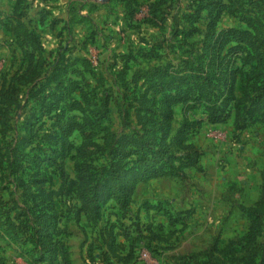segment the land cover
Masks as SVG:
<instances>
[{
    "label": "rangeland",
    "instance_id": "obj_1",
    "mask_svg": "<svg viewBox=\"0 0 264 264\" xmlns=\"http://www.w3.org/2000/svg\"><path fill=\"white\" fill-rule=\"evenodd\" d=\"M49 1L58 9L64 5L67 9L74 8L81 15H86L95 0H67L65 3L61 0ZM84 1L87 7L83 10ZM96 1L100 9L93 12L95 16H88V22L75 25L72 30L65 27L64 36H60L59 42L38 21L32 20V26L42 35L47 48L46 57L51 64L60 44L59 47L67 46L74 55L88 57L97 66L101 76L98 78L97 74L94 75L96 70L86 72L89 85L76 76L81 84L98 93L111 90L113 96H116L123 91V87H128L118 77L121 71L115 65L116 62L119 65L124 63L122 53L130 52L136 56L137 63L130 62L132 71L149 69L158 64H178L181 59L190 56L183 52L186 47L179 48L175 36L180 29L189 27L184 14L191 11L197 0H170L168 6L160 8V11H164L165 22L158 27L145 21L148 14L147 0H139V13L134 25L130 27L124 20L125 4L115 2L107 8L103 4L108 1ZM16 3L17 0H0V21L12 15ZM222 3H230L231 8L222 12L217 32L228 28L248 29L247 23L240 19L247 17L255 20L254 27L264 35V0H201L200 4L206 9L198 22L202 32L206 29L210 9ZM201 31L189 38L195 47L203 38ZM154 53H158L160 58L155 60L141 57L142 54ZM26 64L21 50L12 43L6 28L0 24V90L14 88L9 90L12 94L18 91V96H13L15 101H2L3 107L9 105L10 114L6 126L0 125V217L7 214L15 217L26 212L35 220L34 212L38 210H34L30 200L28 206L23 204L27 196L23 184L27 187L28 199H32L33 192L38 198V191L54 189L60 193L45 200L53 199L55 212L61 218L59 227L64 230L62 238L72 248L74 264H260L264 219L257 243L245 248L242 238L248 231L249 221L240 207L252 205L260 199L261 176L264 172V116H257V120L244 129L235 127V115L227 123L216 127L214 125L217 124L204 123L190 136V140L201 136L203 141V146L195 145L200 151V162L204 161L200 167L185 169L178 176L155 178L153 181L141 182L139 186L138 183L126 207L120 206L115 198L110 197L102 206L100 219L90 223L82 214L81 219L76 221V210L89 202L87 194L91 183H85L87 173L92 169L101 170L102 165L108 168L106 162L111 163L112 157H100L102 149L106 153V146H99L103 145L104 140L89 135V132L83 139V133L75 131L66 145H53L54 116L46 113V109L53 104L52 100H37L36 97L28 99L29 84L19 83L15 78L16 73L26 68ZM77 67L83 68L81 65ZM248 70L247 65L244 71ZM100 77H103V81ZM126 78L130 81L132 72H128ZM236 84V103L242 107L249 103L244 93L248 92L251 83L242 75ZM129 87L133 85L130 83ZM119 96L121 94L116 97ZM73 97L81 100L78 91ZM141 104L145 109L148 107L152 110L159 108L160 101L156 100L154 104L142 101ZM139 105L135 100H129L127 104L126 101L116 100V103L111 104L113 129L117 135L131 134L140 129L136 113ZM183 107V104L174 107L171 137L176 136L186 119L193 122L205 118L203 106H196L186 114ZM161 113L166 112H158L154 121L159 120ZM76 114L79 115L78 112ZM154 124L150 121V125ZM16 145L19 148L11 150ZM10 146L13 147L9 149ZM204 147L208 149L203 150ZM173 149L176 147L173 146ZM13 155L17 162L10 165L8 157ZM62 171L66 178V191L63 193ZM43 179L47 180L41 182ZM74 179L77 180L76 184L69 183ZM110 180L102 177L105 185H112ZM194 187L203 193L201 212L194 211L193 216L192 210H185L179 216L183 221L177 222L176 218L181 211H175L168 200L175 194L179 195V190L183 193L180 197L187 198ZM156 205H161L163 209ZM166 211L170 214H166ZM171 215L175 218L170 219ZM110 224L117 226L118 253L124 258H131L129 262L107 252L104 247L102 229ZM2 234L0 220V253L8 264H46L36 261L39 256L37 253L32 252L30 258L21 257L16 245L3 242Z\"/></svg>",
    "mask_w": 264,
    "mask_h": 264
},
{
    "label": "trees",
    "instance_id": "obj_2",
    "mask_svg": "<svg viewBox=\"0 0 264 264\" xmlns=\"http://www.w3.org/2000/svg\"><path fill=\"white\" fill-rule=\"evenodd\" d=\"M28 1L17 0L12 15L5 21H0L11 36L12 43L21 50L23 59L27 63L23 71L21 69L15 74L17 82L29 84L28 99L36 97L37 100H52L53 104L46 109V113L54 116L53 145L60 143L66 145L75 131L83 133V139L89 132V135H96L104 140L103 145L99 146H106V153L102 149L100 157L105 156L107 159L112 157L111 163L106 162L108 168L102 165L101 170L92 169L87 173L85 183H91L87 194L89 202L76 210V221L81 219L82 214L90 223L100 219L102 206L110 197L115 198L119 205L121 204L120 206L126 207L138 183L165 176H178L185 169L196 167L200 162V151L189 141L190 136L204 123H227L235 115V127L244 129L256 121L257 116H264V35L254 27L255 20L247 17H240V19L247 23L248 29L228 28L217 32L218 20L222 12L230 10V3H222L210 9L208 16L206 15L208 20L206 29L202 32L198 22L206 9L203 4H200L201 0L195 1L191 11L184 14L189 27L180 29L175 36L180 45L179 48L186 47L183 52L190 55L181 59L178 64H158L149 69L132 71L130 62L137 63L136 56L130 52L122 53L121 58L124 63L119 65L116 62L115 65L117 69L119 68L118 71H121L118 77L128 87H123V91L117 93L121 96L116 97L117 95L113 96L114 93L111 90L107 89L98 93L86 86L90 84L87 83L86 72L92 73L91 70H96L94 75L97 74L98 78L101 76L97 66L88 57L73 55L71 49L66 46L59 47L52 64L48 61L42 35L32 26V21L28 20ZM147 1L148 14L145 21L156 27L162 26L165 22V14L164 11H160V8L168 6L170 0ZM115 2L125 4L124 20L129 27L133 26L139 13V0H110L103 5L108 8ZM99 8V4L93 2L88 11L90 13ZM47 14L48 12L43 11L39 13V24H42ZM70 15V22L74 25L89 20L87 16L78 14L76 10L71 9ZM160 28L163 30L162 27ZM200 31L203 33V38L195 47L189 38L196 36ZM159 56L158 53L141 55V57L155 60L159 59ZM80 65L82 69L77 67ZM247 65L249 70L244 71ZM128 72H132L130 81L126 78ZM242 75L251 83V87L244 93L249 103L243 105L241 102L243 106L239 107L236 103L235 88L238 77ZM76 76L80 77L86 85L81 84L79 79L75 78ZM100 79L103 81V77ZM130 83L133 85L132 88L129 87ZM52 85H54L53 88ZM12 89L14 88L0 90L1 126H6L10 114L9 105L3 107L2 101L11 99L13 102L16 99L13 96H18V91L15 94L9 92ZM77 91L81 94V100L73 97ZM116 100L126 101V104L129 100H135L140 104L136 110L140 129L131 134L117 135L115 133L110 107L112 103H116ZM156 100L160 101L158 109L150 110L148 107L145 109L141 104L142 101L154 104ZM179 104L184 105L185 114L196 106H203L205 118L196 119L193 122L186 119L176 136L171 137L174 107ZM118 105L120 107L121 103L118 102ZM163 110L166 113H161L159 120L154 121L157 113ZM124 112L126 119L127 110ZM2 116L6 118L2 119ZM150 121L155 124L150 125ZM17 146H10L9 149L13 147L11 150L15 151L19 148ZM173 146L176 147L175 150ZM8 159L10 165L17 162L14 155ZM61 176L63 179L61 192L63 193L66 191V178L63 171ZM103 176L110 178L112 185L103 184ZM261 179L260 199L252 205L240 207L242 214L249 221L248 231L242 238L245 248L255 245L262 231L264 172ZM46 180L43 179L41 182ZM76 182V179L69 181L72 185ZM23 190L27 195L23 199V204L28 206L30 200L34 210H38L34 212L35 220L31 219L26 212L15 217L9 214L0 217L3 226L1 236L3 242L16 245L23 258H30L33 252L39 254L37 262L74 264L71 246L62 238L64 230L59 227L61 218L55 212L53 199L50 200V204H48L50 201L45 200L57 195L59 191L54 189L47 192L38 191V198L34 192L31 195L30 191L31 198L35 197L36 203H34V199V202L28 199L27 187L25 188L24 184ZM158 208L163 209L161 205ZM29 210L32 211V209ZM183 212L185 211H181L177 216V222L183 221L179 217ZM166 214L170 212L166 211ZM171 218L175 217L171 215ZM176 220L173 222L176 223ZM116 227L110 224L102 229L104 236L101 235L102 243L107 248V252L114 253L129 262L131 258H124L118 253ZM261 251L260 264H264V244L261 245ZM0 264H8L1 253Z\"/></svg>",
    "mask_w": 264,
    "mask_h": 264
},
{
    "label": "crops",
    "instance_id": "obj_3",
    "mask_svg": "<svg viewBox=\"0 0 264 264\" xmlns=\"http://www.w3.org/2000/svg\"><path fill=\"white\" fill-rule=\"evenodd\" d=\"M66 1L67 0H61L62 3H65ZM49 2H50L49 0H29L27 3V5H28V8H27L28 20L38 21V23H39V13L41 11H43L45 13L48 12V14L46 15V18L44 19L42 24H39V25H42L44 27V30H49L51 36L55 37V39L59 42L58 39H60L62 36H64L63 31H64L65 27L72 30V28L75 25H80V24L74 25L70 22V18H71L70 11H71V9L75 10L74 8L67 9V7H64V5H61V8L58 9V6L54 7V6H52V3H49ZM93 2H97V1L95 0ZM84 4H85V1H84ZM84 4H82L83 10L86 9V7H87V3L85 4V6H84ZM99 9H97V10H99ZM97 10H95L93 12L95 13ZM76 11H78V14H80L79 10H76ZM93 12L89 13V11H88L87 13L90 15H88V14H86V15L82 14V15L87 16V17L89 16V18L90 17L92 18V16H95L93 14ZM86 22H88V21H86ZM86 22H84V23H86ZM81 24H83V23H81ZM43 44H44V41H43ZM44 46H45V44H44ZM59 46H60V44H59ZM57 48H56V50L59 49V48L58 49ZM46 50H47V48H46ZM76 56H81V55H76ZM220 125H222V124H220ZM216 126H218V124L214 125V127H216ZM201 139H202L201 136H195L189 142L193 145H196V146H203V141ZM207 149H208L207 147L203 148V150H207ZM203 163H204V161L201 160V162H199V164H198L199 167ZM189 169L194 170L195 168L194 167L188 168L187 170H189ZM164 178L165 177H163V179ZM160 179H162V178H160ZM150 181H153V180H150ZM141 184L142 183H139L138 186ZM138 186H137V188H138ZM191 193L192 194L187 196V198H185V196L180 197L181 194H183V193L179 190V195L175 194L174 197H171V199L168 201L172 203V207L173 206L175 207V211L192 210L193 216H194V211H197L198 213L201 212L202 205L200 204V200L202 199L203 193L199 192V189H197L196 187L193 188ZM165 200H167V199H165ZM71 253H72V248H71ZM72 258H73V254H72Z\"/></svg>",
    "mask_w": 264,
    "mask_h": 264
},
{
    "label": "water",
    "instance_id": "obj_4",
    "mask_svg": "<svg viewBox=\"0 0 264 264\" xmlns=\"http://www.w3.org/2000/svg\"><path fill=\"white\" fill-rule=\"evenodd\" d=\"M107 1H109V0H103V2H107Z\"/></svg>",
    "mask_w": 264,
    "mask_h": 264
}]
</instances>
